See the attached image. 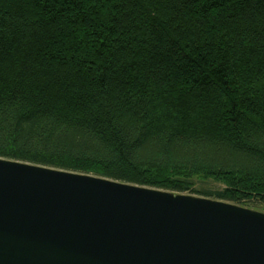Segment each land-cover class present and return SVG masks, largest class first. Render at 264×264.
<instances>
[{"label":"trees","instance_id":"1","mask_svg":"<svg viewBox=\"0 0 264 264\" xmlns=\"http://www.w3.org/2000/svg\"><path fill=\"white\" fill-rule=\"evenodd\" d=\"M0 158L264 207V0H0Z\"/></svg>","mask_w":264,"mask_h":264},{"label":"water","instance_id":"2","mask_svg":"<svg viewBox=\"0 0 264 264\" xmlns=\"http://www.w3.org/2000/svg\"><path fill=\"white\" fill-rule=\"evenodd\" d=\"M0 264H264V213L0 158Z\"/></svg>","mask_w":264,"mask_h":264},{"label":"rangeland","instance_id":"3","mask_svg":"<svg viewBox=\"0 0 264 264\" xmlns=\"http://www.w3.org/2000/svg\"><path fill=\"white\" fill-rule=\"evenodd\" d=\"M188 181L192 184V190L184 193V195L194 196L198 198H204L202 193L205 191H220L225 188L221 183H217L211 179H207L200 176H194L189 178ZM247 209L264 213V207L256 204H249L244 206Z\"/></svg>","mask_w":264,"mask_h":264}]
</instances>
